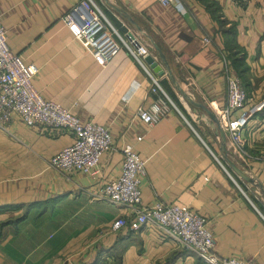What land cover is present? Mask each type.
Listing matches in <instances>:
<instances>
[{"label": "crops", "instance_id": "obj_1", "mask_svg": "<svg viewBox=\"0 0 264 264\" xmlns=\"http://www.w3.org/2000/svg\"><path fill=\"white\" fill-rule=\"evenodd\" d=\"M78 1L0 0V22L10 49L38 68L32 86L82 122L104 125L113 149L101 155L94 181L49 165L71 144L70 133L19 122L0 129V264H206L151 227L110 231L128 208L95 194L98 184L120 174L126 144L144 161V204L188 206L205 218L217 257L264 264V215L223 159L216 124L192 106L214 128L206 139L177 105L179 111L170 110L152 126L137 116L157 96L150 91L151 76L174 87L168 65L179 86L218 118L230 69L248 92L249 105L263 107L242 131V148L224 131L227 154L251 179L239 178L241 184L264 200V0H176L167 6L159 0H107L126 18L96 0L120 32H131L149 48L162 76L139 65L125 48L98 63L61 19ZM239 59L244 80L233 64Z\"/></svg>", "mask_w": 264, "mask_h": 264}, {"label": "built area", "instance_id": "obj_2", "mask_svg": "<svg viewBox=\"0 0 264 264\" xmlns=\"http://www.w3.org/2000/svg\"><path fill=\"white\" fill-rule=\"evenodd\" d=\"M159 2L167 6L176 0ZM61 19L73 37L98 63H106L125 48L139 65L145 67L144 58L149 54V48L140 44L131 32H120L96 0H79ZM203 42L208 43L209 38L204 37ZM37 72L38 68L33 63L23 61L10 49L6 31L0 22V129L6 130L11 123L19 122L28 127L70 133L71 144L53 155L49 165L65 172L85 173L96 181L100 174L101 155L113 149L111 133L104 125L93 121L82 122L69 109L44 99L31 83ZM225 78L226 102L218 118L230 141L242 148V131L263 107V103L249 105L248 92L241 79L230 69L225 70ZM150 91L157 96L149 107L138 109L137 116L141 121L152 126L170 110L179 111L156 77L151 76ZM120 151V174L98 184L95 194V199L128 208L125 215L112 222L110 231L122 228L135 231L141 227H151L183 250L196 254L206 264H251L237 257H217L213 252L215 241L205 218L188 206L162 201L144 204L140 197L141 177L145 174L144 161L129 144Z\"/></svg>", "mask_w": 264, "mask_h": 264}, {"label": "water", "instance_id": "obj_3", "mask_svg": "<svg viewBox=\"0 0 264 264\" xmlns=\"http://www.w3.org/2000/svg\"><path fill=\"white\" fill-rule=\"evenodd\" d=\"M107 5L113 7L110 3H108L107 0H105ZM117 12H119L123 17H127L124 13H122L119 9H117L116 7H113ZM154 48L156 49V51L158 52L159 56L164 60V62L166 63V60L162 54V52L160 51L159 47L154 44ZM145 63L152 69V71L160 76L165 74L164 69L161 68L160 65H158L154 58L151 55H147L144 58ZM167 65V64H166ZM167 73H168V78L170 79L171 83L174 85L175 89L180 93V95L182 96V98L191 106L202 109L207 115L208 117L216 124L217 129H218V135L220 137V146L222 149V157L223 159L226 161L227 165L229 166V168L241 179L247 182H250L251 179L240 169L236 166V164L228 157L227 154V149H226V136H225V132L220 124V121L218 120V118L216 117V115L210 111L204 104L199 103L195 100H193L178 84V82L176 81V79L174 78L173 74L171 73L168 65H167Z\"/></svg>", "mask_w": 264, "mask_h": 264}, {"label": "rangeland", "instance_id": "obj_4", "mask_svg": "<svg viewBox=\"0 0 264 264\" xmlns=\"http://www.w3.org/2000/svg\"><path fill=\"white\" fill-rule=\"evenodd\" d=\"M164 90L167 92L168 96L171 98V100L179 107V109L181 110V112L186 116V118L191 122V124L193 125V127L200 133V135L204 138H208L207 136H213V131L214 128L211 129L210 127L207 126V122H208V117L207 115L200 110H196L195 108H193L190 104H188L183 98L182 96H180L179 92H177L173 86H169V89L166 87V85H164L163 83H161ZM171 91V92H170ZM173 93V95H172ZM211 110V109H210ZM191 115V116H189ZM237 178V177H236ZM239 181V184L242 186V188L245 190V192L247 193V195L252 199V201H254V203L256 204V206L259 208V210L262 212V214L264 215V208L263 206H261L259 203H261L260 201H264L261 196L259 194H255L260 201H257L252 193L250 191H248L242 184L239 178H237ZM244 181V180H242ZM245 182V181H244Z\"/></svg>", "mask_w": 264, "mask_h": 264}, {"label": "trees", "instance_id": "obj_5", "mask_svg": "<svg viewBox=\"0 0 264 264\" xmlns=\"http://www.w3.org/2000/svg\"><path fill=\"white\" fill-rule=\"evenodd\" d=\"M111 20H112V22H114L113 19H111ZM233 62H234L233 64H234L235 69L237 70L238 75L242 78V80H244L245 79V70L246 69H245V67H243L242 61L239 59V63L238 64L235 63V60H233ZM164 85H166V87L169 89V86L166 83H164ZM172 95H173V93H172Z\"/></svg>", "mask_w": 264, "mask_h": 264}, {"label": "bare ground", "instance_id": "obj_6", "mask_svg": "<svg viewBox=\"0 0 264 264\" xmlns=\"http://www.w3.org/2000/svg\"><path fill=\"white\" fill-rule=\"evenodd\" d=\"M180 95V94H179ZM181 96V95H180Z\"/></svg>", "mask_w": 264, "mask_h": 264}]
</instances>
